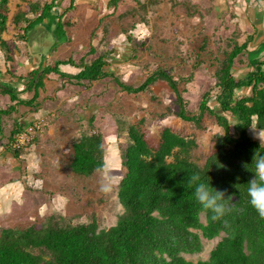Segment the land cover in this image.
<instances>
[{
  "label": "trees",
  "instance_id": "16d2710c",
  "mask_svg": "<svg viewBox=\"0 0 264 264\" xmlns=\"http://www.w3.org/2000/svg\"><path fill=\"white\" fill-rule=\"evenodd\" d=\"M20 1L15 13L9 16L10 0H0V53L6 62L11 61L10 45L4 39L9 27L14 28L17 41L28 43L32 31L45 25L57 46L68 40L67 29L72 27L74 11L79 5V0H69L61 14H56L55 10H60L65 0ZM118 1L108 0L107 6L116 8ZM156 2L147 0L142 6ZM119 36L132 42L131 34L123 32ZM252 40L249 37L243 44L232 43L215 73L217 93L213 98L205 95L198 114L192 116L185 110L178 82L166 71H153L136 87L124 84L116 73L108 72L107 56L113 53L114 44L107 53L90 62L82 58L76 63L69 58L48 65L40 63L22 78L27 79L23 91L32 93L28 100L19 99L20 92L1 84L0 93L15 104L0 111V122L3 116L15 111L16 106L38 110L43 80L50 74L81 90L110 79L121 91L133 95L145 93L162 81L178 97L177 116L181 120L199 125L208 115L215 119L223 134L217 147L203 165H199L189 159L194 142L167 127L153 137L143 121H138L128 128L127 147L120 157L124 173L118 184L117 198L125 213L117 224L106 231H99L95 221L2 230L0 264H264V218L251 207L246 191L254 178L253 157L256 152L258 156L264 154V144L247 135L252 128L264 132V58L261 60L257 52L247 51ZM244 52L248 69L252 71L236 78L232 69ZM64 66H71L77 72H64L61 69ZM7 74L11 75L8 71ZM248 90L249 94L244 93ZM239 91L244 92L239 95ZM211 100L215 104L213 108L208 104ZM23 128L17 122L10 133L8 150L17 159L27 146L14 150L11 144ZM71 151L72 169L78 176H91L107 164V147L98 131L91 130L80 137ZM245 165H249V169ZM193 172L199 173L202 182L210 181L214 188L225 192L228 210L224 216L214 220L213 213L196 201L187 186V177ZM199 233L208 240L221 235L222 238L207 260L187 261L183 255L200 251Z\"/></svg>",
  "mask_w": 264,
  "mask_h": 264
},
{
  "label": "rangeland",
  "instance_id": "374dc122",
  "mask_svg": "<svg viewBox=\"0 0 264 264\" xmlns=\"http://www.w3.org/2000/svg\"><path fill=\"white\" fill-rule=\"evenodd\" d=\"M68 1L55 10L56 14H61ZM146 1L119 0L116 8H109L108 0H95L94 4L79 0L66 42L55 46L54 37L45 25L35 35L39 42L51 44V53L44 64L69 58L76 63L82 58L90 62L107 53L114 44L113 53L107 56L108 72L116 73L124 84L136 87L150 73L162 69L178 82L187 114L197 115L205 95L213 98L217 93L215 73L219 62L225 59L232 43L243 44L250 37V18L240 16L235 10L238 2L231 0H157L152 6L143 7ZM18 4L20 0H10L9 16L15 13ZM123 32L132 35V42L119 36ZM4 39L11 46L17 42L12 26ZM257 45L249 43L247 51L255 52ZM11 50L14 52L13 47ZM30 59L27 49V61ZM73 69L63 68L67 73ZM247 69L244 52L236 59L232 73L240 78ZM45 82L40 109L44 110L43 115H49L50 123L55 117L54 134L39 135L27 145L17 159L22 170L0 169V232L92 221L99 231L115 226L125 213L117 198L124 173L120 157L127 147L128 128L140 120L153 137L167 127L194 142L189 159L199 165L217 147L223 134L211 116L206 115L199 125L181 120L177 116L178 97L162 81L138 95L121 91L110 79L93 83L87 90L53 75L46 77ZM208 104L211 108L215 106L213 100ZM13 128V123L4 124L2 141L7 143ZM91 130L104 137L107 164L91 176H78L71 165L72 145ZM247 135L264 144V132L252 128ZM200 238V251L183 255L187 261L207 260L222 235L211 240L201 235Z\"/></svg>",
  "mask_w": 264,
  "mask_h": 264
},
{
  "label": "crops",
  "instance_id": "0c3cea01",
  "mask_svg": "<svg viewBox=\"0 0 264 264\" xmlns=\"http://www.w3.org/2000/svg\"><path fill=\"white\" fill-rule=\"evenodd\" d=\"M231 1L238 2L235 10L240 16H243V17L247 16L250 18V27H251L250 33L251 34L249 35L250 37L252 36L255 37L250 43L254 42V44L255 43L256 45L258 44L257 46H255V48H257L255 52H257L256 55L258 56V58L262 60L264 58V47L263 46L261 47V44H263L264 42V0H231ZM41 27L42 26H39L35 30H33L35 31V33L30 35L28 43L17 41L14 45L12 46L10 45L9 54L11 57V61L6 62L3 55L0 57V86L1 84H5V85L12 87L17 92H20L18 94V97L21 100H28L32 97L31 92L23 91L25 86L27 85V79L25 80L22 78H25L27 73L37 68L40 63H44V60L46 59L47 54L51 53V51L49 52V50H51V44H49L46 41L39 42L36 39L37 37L35 35L37 33H40ZM12 47L14 49V52H12L11 50ZM43 48H46L45 51H43ZM27 49L30 51V56H31L30 61H27ZM45 65H48V64H45ZM63 68L61 69L63 70ZM7 71L10 72L11 75H8ZM247 71L248 72L252 71V68L247 69ZM247 71L244 73L243 76H245ZM75 72L77 71L73 69L71 73L74 74ZM52 75L56 76L54 74H50L46 77H49ZM45 78L43 80L44 89L47 87ZM42 91H40L38 103H41L40 102L41 97H42L41 101L43 100V96H41ZM14 104L15 103H11L8 96L0 93V111L6 110L8 107ZM15 108H16L15 111H13L9 116L2 117L1 122H0V130L3 131L5 123L6 124L13 123V125L15 126V123L19 122L21 123V125L25 127L26 124L36 121L39 118L47 117L46 119H49L48 118L49 115H43V113H41V111H44V110L42 108L40 109V106L38 110L36 111L30 110L29 108L22 107V106H16ZM52 117H53L52 123H50L49 128L42 135L54 134L53 127L55 124L54 123L55 117L54 116ZM1 133L2 132H0V169L1 170L12 169L14 171L16 169L22 170L23 167L17 162V158H15L12 152L8 150V144H9L10 138L7 141V143L6 141H2ZM36 137H39V136H36ZM24 158L27 161V155H25ZM24 178L27 179V174L24 175ZM21 186H24V184ZM0 203H1V199H0Z\"/></svg>",
  "mask_w": 264,
  "mask_h": 264
},
{
  "label": "clouds",
  "instance_id": "9594fccd",
  "mask_svg": "<svg viewBox=\"0 0 264 264\" xmlns=\"http://www.w3.org/2000/svg\"><path fill=\"white\" fill-rule=\"evenodd\" d=\"M260 138V137H259ZM261 140V138H260ZM262 142V140H261ZM254 178L248 183V202L256 213L264 218V154L253 157ZM249 169V165H245ZM187 186L192 191L196 201L205 209L213 213V219L224 216L228 210L225 205V192L214 188L210 181L202 182L199 173L193 172L187 177Z\"/></svg>",
  "mask_w": 264,
  "mask_h": 264
},
{
  "label": "built area",
  "instance_id": "2783aa9c",
  "mask_svg": "<svg viewBox=\"0 0 264 264\" xmlns=\"http://www.w3.org/2000/svg\"><path fill=\"white\" fill-rule=\"evenodd\" d=\"M50 126V122L46 118H39L30 122L16 135L11 147L14 150H21L30 144L36 136L42 135Z\"/></svg>",
  "mask_w": 264,
  "mask_h": 264
}]
</instances>
